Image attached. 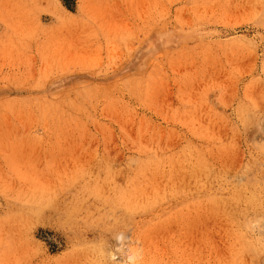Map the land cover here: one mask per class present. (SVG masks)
Returning <instances> with one entry per match:
<instances>
[{
	"label": "rangeland",
	"instance_id": "1",
	"mask_svg": "<svg viewBox=\"0 0 264 264\" xmlns=\"http://www.w3.org/2000/svg\"><path fill=\"white\" fill-rule=\"evenodd\" d=\"M0 264H264V0H0Z\"/></svg>",
	"mask_w": 264,
	"mask_h": 264
},
{
	"label": "bare ground",
	"instance_id": "2",
	"mask_svg": "<svg viewBox=\"0 0 264 264\" xmlns=\"http://www.w3.org/2000/svg\"><path fill=\"white\" fill-rule=\"evenodd\" d=\"M38 26H39V24H38ZM35 33V32H34Z\"/></svg>",
	"mask_w": 264,
	"mask_h": 264
}]
</instances>
